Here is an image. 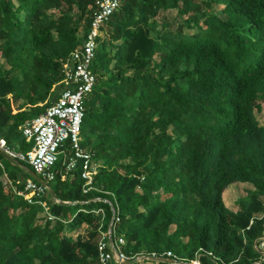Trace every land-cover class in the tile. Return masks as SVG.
<instances>
[{
  "label": "trees",
  "instance_id": "obj_1",
  "mask_svg": "<svg viewBox=\"0 0 264 264\" xmlns=\"http://www.w3.org/2000/svg\"><path fill=\"white\" fill-rule=\"evenodd\" d=\"M93 3L0 0V134L9 148L30 145L21 125L53 102ZM104 30L80 131L97 163L91 188L83 192L80 166L61 176L68 140L47 184L77 203L50 191L45 207L29 202L17 191L30 174L0 153V264H101L93 210L110 217L111 205L130 259L171 250L199 264H264L255 246L264 235V125L254 114L264 102V0H120ZM19 98L25 107L12 112ZM240 181L252 188L233 211L222 193ZM83 226L84 239L68 233Z\"/></svg>",
  "mask_w": 264,
  "mask_h": 264
},
{
  "label": "built area",
  "instance_id": "obj_2",
  "mask_svg": "<svg viewBox=\"0 0 264 264\" xmlns=\"http://www.w3.org/2000/svg\"><path fill=\"white\" fill-rule=\"evenodd\" d=\"M90 26L81 37L80 43L70 50L67 59L62 64L61 79L58 81L57 93L53 102L42 112L25 120L22 133L30 145L25 150L14 151L9 148L0 134V149L17 160L30 164L33 170L47 183L54 179L53 167L60 153L59 147L68 140L71 154L65 161L66 169L81 168L83 192L91 187L97 164L91 153L81 145V124L84 117V101L92 90L95 81V72L92 62L95 58L97 38L104 33L106 22L111 19L120 7V0H94ZM21 190L17 194L23 195L29 202H39L48 189L33 177H22ZM107 200V199H105ZM95 212L102 211L97 208ZM119 220L118 211L111 205V220L106 229L99 225L97 240V259L101 264H122L130 259L119 248L124 240L121 236H114L113 226ZM255 246L264 256V235L256 240ZM167 258H175L171 250L166 251ZM193 262L198 263L195 258Z\"/></svg>",
  "mask_w": 264,
  "mask_h": 264
},
{
  "label": "rangeland",
  "instance_id": "obj_3",
  "mask_svg": "<svg viewBox=\"0 0 264 264\" xmlns=\"http://www.w3.org/2000/svg\"><path fill=\"white\" fill-rule=\"evenodd\" d=\"M193 1H199V0H193ZM209 1V0H208ZM213 5V6H212ZM203 7H205V4H203ZM211 9H214L215 10V13H216V11H218L217 13L221 16V17H223L224 18V16H223V13H221V11H219V10H221V6L220 5H218V3H217V8H215V6H214V3H211ZM211 9H208V10H211ZM170 11V10H169ZM173 11H170V12H168L169 14H174V13H172ZM209 12V11H208ZM216 13V14H217ZM178 23H179V21L178 20H176L175 21V24H174V26H176V25H178ZM186 29V28H185ZM186 31L187 32H189V33H191V32H193V30L192 29H189V30H187L186 29ZM254 114H255V117H256V119H257V121L259 122V124L260 125H264V102L263 101H259V107L258 106H255L254 107ZM18 150V148L17 147H14V151H17ZM250 188H252V184L250 183V182H244V181H240V182H235V183H231L230 185H228L225 189H224V191H223V193H222V196H223V201H224V203H225V205L229 208V209H231V210H233V211H236V205H237V201H238V199L240 198V197H242V196H246V194H247V191L250 189ZM137 189L138 190H140L139 189V187H137ZM261 200H262V202L264 203V198L263 197H261ZM110 220H111V218H110ZM70 234V233H69ZM116 234H117V232H115L114 233V236H116ZM74 237H81V238H84V236H81V235H78V236H76V235H73ZM139 255H142V254H139ZM141 260L142 261H144V263H142L141 262ZM182 260V259H181ZM147 261H151L150 259H148V258H139L138 260H137V263H139V264H148L147 263ZM156 261H154V262H151V264H156L155 263ZM196 262H194V263H191V264H195ZM196 264H198V263H196Z\"/></svg>",
  "mask_w": 264,
  "mask_h": 264
},
{
  "label": "water",
  "instance_id": "obj_4",
  "mask_svg": "<svg viewBox=\"0 0 264 264\" xmlns=\"http://www.w3.org/2000/svg\"><path fill=\"white\" fill-rule=\"evenodd\" d=\"M0 153L3 155V157L7 158V159H10L12 161H15L17 162L19 165H21L22 167L25 168V170L30 174L31 177H33L34 179L38 180L40 182V184L44 185L48 191H50L52 197L55 199L56 202H60V203H64V204H68V203H75L76 201L74 200H61V199H57L56 198V195L53 193L52 191V188H50V186L47 184L46 181H44L41 177H39V174H37L33 169L25 166L23 163H19L14 157H12L11 155L5 153L2 151V149H0ZM105 199V198H103ZM109 226H111L109 224ZM139 258H148L150 260H154V261H164V262H182L184 264H189L188 262L186 261H182V260H179V259H174V258H165V257H157L155 255H148V254H142V255H136V256H133L131 259H128V260H125L122 262V264H133L135 261H137Z\"/></svg>",
  "mask_w": 264,
  "mask_h": 264
},
{
  "label": "crops",
  "instance_id": "obj_5",
  "mask_svg": "<svg viewBox=\"0 0 264 264\" xmlns=\"http://www.w3.org/2000/svg\"><path fill=\"white\" fill-rule=\"evenodd\" d=\"M167 10H169V8H167ZM105 31V30H104ZM23 102V100L21 99V98H19V99H13L12 101H11V104H12V108H13V110H12V112H15L16 110H19V109H22V108H24L25 107V104H23L22 103ZM38 104L39 105H42V103L39 101L38 102ZM33 116V115H32ZM32 116H30V117H32ZM29 117V118H30ZM96 163V162H95ZM97 164V163H96ZM96 168H97V166H96ZM68 170H70V169H66V166H65V171H63L62 172V174H61V176H62V178H64L65 177V175H66V173H67V171ZM53 198V197H52ZM54 199V198H53ZM106 199V198H105ZM77 203V202H76ZM98 208H101V207H98ZM95 209H97V208H95ZM94 209V210H95ZM93 210V211H94ZM95 212V211H94ZM95 213H97V214H100V219H99V223L100 224H102V226L103 225H105V227L106 228H108L109 227V220H110V218H111V216L110 217H107V216H105V211H104V209L102 208V211H100V213L99 212H95ZM103 228V227H102ZM103 229H105V228H103ZM86 231H87V228H86V226H83V227H81L78 231L77 230H69L68 231V233H70L72 236L73 235H76V236H78V235H81V236H84V238H86ZM121 236V235H120ZM74 237V236H73ZM83 238V239H84ZM179 260H181V259H179ZM154 260H151L150 262L149 261H147V263L148 264H151V262H153ZM137 261H135L134 263H136ZM141 262L142 263H144V261H142L141 260ZM189 264H191V263H194L192 260L191 261H189L188 262ZM196 264V263H195ZM198 264H199V262H198Z\"/></svg>",
  "mask_w": 264,
  "mask_h": 264
}]
</instances>
